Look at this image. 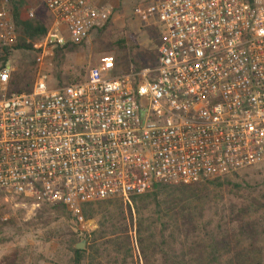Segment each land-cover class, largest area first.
<instances>
[{
    "label": "built area",
    "instance_id": "1",
    "mask_svg": "<svg viewBox=\"0 0 264 264\" xmlns=\"http://www.w3.org/2000/svg\"><path fill=\"white\" fill-rule=\"evenodd\" d=\"M41 2L54 27L33 46V89L12 92L13 65L0 70V195L61 205L84 223L85 203L264 164L263 0H152L138 13L161 30L154 69L116 74L107 61L56 89L45 67L55 50L102 30L114 8ZM15 40L3 7L0 47Z\"/></svg>",
    "mask_w": 264,
    "mask_h": 264
},
{
    "label": "trees",
    "instance_id": "2",
    "mask_svg": "<svg viewBox=\"0 0 264 264\" xmlns=\"http://www.w3.org/2000/svg\"><path fill=\"white\" fill-rule=\"evenodd\" d=\"M4 2L16 40L13 48L0 47L3 62L12 50L28 51L35 55L32 67L37 69L33 46L46 37L48 27L39 17L30 16L27 0ZM77 47L70 43L58 47L54 58ZM85 77L70 84L83 82ZM25 78L18 75L11 81L17 87L14 92H31L33 88L20 86ZM232 176L237 173L191 184L158 185L144 195L132 196V204L119 198L83 204L84 219L98 220L97 229L83 237L95 255L89 264H264V222L255 217L264 209V195L257 198L247 193ZM56 209L67 210L61 205ZM206 213H211L207 220ZM132 230L139 257L135 256ZM72 253V264H85L86 251L73 247Z\"/></svg>",
    "mask_w": 264,
    "mask_h": 264
},
{
    "label": "rangeland",
    "instance_id": "3",
    "mask_svg": "<svg viewBox=\"0 0 264 264\" xmlns=\"http://www.w3.org/2000/svg\"><path fill=\"white\" fill-rule=\"evenodd\" d=\"M27 1L34 18L39 17L49 32L54 27V19L41 0ZM151 1L128 0L125 6H121L123 0H120L103 30L92 33L74 52L65 50L45 66L50 74V87L56 89L68 85L73 79L86 76L90 68L107 61L114 62L116 74L154 69L158 62L159 36L155 26L152 27L138 13L145 10ZM3 7L6 3L0 0V10ZM7 46L13 48L15 42ZM12 51L6 62L14 67L12 80L24 75L26 78L20 86L30 90L38 74V68L32 67L35 55L28 51ZM6 63L0 55V70ZM10 89L14 92L17 87L11 84ZM232 178L254 197L264 195V164L243 170ZM121 200L124 204H132L130 198ZM210 216L211 213H206L205 219ZM255 217L264 222V209ZM97 221L84 219V223H80L68 209L63 212V209H56V205L35 207L26 199L0 195V264H72V248L85 240V232L97 229ZM130 235L135 256L139 257L134 230ZM89 245L86 241L83 250L87 252L85 264L95 256L88 250Z\"/></svg>",
    "mask_w": 264,
    "mask_h": 264
},
{
    "label": "crops",
    "instance_id": "4",
    "mask_svg": "<svg viewBox=\"0 0 264 264\" xmlns=\"http://www.w3.org/2000/svg\"><path fill=\"white\" fill-rule=\"evenodd\" d=\"M128 0H123V2L121 3L120 0H98V3H99V6H103V7H106V6H112L113 8L115 6H117L118 4L121 3V6H125L126 3H127ZM151 4V2L147 5V7ZM146 7V8H147ZM141 16V15H140ZM142 18V16H141ZM152 27L155 26V28L157 29V33H158V36H159V43H158V49H159V46L161 44V30L160 28L157 26V25H154L152 23H150ZM147 38H151V37H148ZM158 49H157V53H158ZM144 50H145V47H144ZM149 50V49H148ZM153 50H154V47H153ZM118 74H126V73H118Z\"/></svg>",
    "mask_w": 264,
    "mask_h": 264
},
{
    "label": "water",
    "instance_id": "5",
    "mask_svg": "<svg viewBox=\"0 0 264 264\" xmlns=\"http://www.w3.org/2000/svg\"><path fill=\"white\" fill-rule=\"evenodd\" d=\"M85 246H86V241L83 240L82 242H80V243H78V244L76 245V249L82 251V250L85 249Z\"/></svg>",
    "mask_w": 264,
    "mask_h": 264
}]
</instances>
